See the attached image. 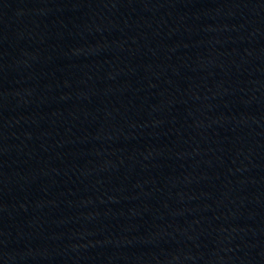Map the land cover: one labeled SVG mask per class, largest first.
Wrapping results in <instances>:
<instances>
[{"label":"water","instance_id":"95a60500","mask_svg":"<svg viewBox=\"0 0 264 264\" xmlns=\"http://www.w3.org/2000/svg\"><path fill=\"white\" fill-rule=\"evenodd\" d=\"M0 264H264V0H0Z\"/></svg>","mask_w":264,"mask_h":264}]
</instances>
